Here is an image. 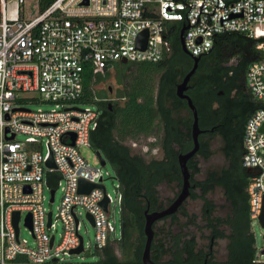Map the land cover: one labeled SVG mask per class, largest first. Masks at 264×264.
I'll return each mask as SVG.
<instances>
[{
  "label": "built area",
  "instance_id": "obj_1",
  "mask_svg": "<svg viewBox=\"0 0 264 264\" xmlns=\"http://www.w3.org/2000/svg\"><path fill=\"white\" fill-rule=\"evenodd\" d=\"M175 22L188 26L184 44L194 56L208 53L215 38L224 33L239 32L256 40L260 57L249 65L246 80L258 107L245 124L242 163L256 171L251 173L248 193L251 222L260 223L264 0H52L37 15L16 19L8 18L7 0H0V264H99V259L86 261L85 256L121 238L122 223L120 236L117 229V206L121 213L123 206L120 182L115 199L104 183V165L93 166L81 152V146L91 147V132L102 110L77 101L83 95L87 67L104 73L123 59L127 63L164 59L171 51L167 34ZM43 103L54 107L31 108ZM18 135L25 139L19 140ZM51 156L56 167L47 165ZM81 180L104 184L105 189L81 192ZM58 189L62 195L55 212L46 203L56 201ZM105 198L107 208L102 205ZM16 212H20L18 232ZM84 214L95 228L94 242H87L81 232ZM29 215L32 228L25 224ZM22 221L34 235L33 245L21 237ZM57 225L62 227L59 236ZM81 244L82 251L73 252Z\"/></svg>",
  "mask_w": 264,
  "mask_h": 264
},
{
  "label": "trees",
  "instance_id": "obj_2",
  "mask_svg": "<svg viewBox=\"0 0 264 264\" xmlns=\"http://www.w3.org/2000/svg\"><path fill=\"white\" fill-rule=\"evenodd\" d=\"M50 1L40 0L41 8ZM181 29L182 22L170 25L167 37L171 51L159 62H117L104 73L86 68L83 95L77 102L96 104L102 110L99 124L91 132V147L113 165L123 194L122 236L99 251V264H143L145 210L166 207L172 199L162 196L160 186L182 181L177 166L178 151L173 150L172 143L180 142L182 136L188 139L193 116L187 101L178 97L175 89L183 77L180 60L187 57L180 41ZM200 56L210 63L197 77L198 89L192 98L201 127L208 130L205 136L209 137L200 139L201 149L190 170L192 198L203 201L202 222L186 208L181 213L185 222L180 221L178 212L157 221L151 256L156 264H200L203 256L197 234L192 231L194 227L202 233L211 232L215 246L219 239L228 240L226 257L214 256L210 264H264L257 260L256 237L251 230L248 186L252 174L242 163L245 124L258 107L248 90L246 73L260 52L256 40L239 32H228L217 36L212 49ZM232 59L236 64L227 66ZM120 67L124 68L118 79L123 85L120 92L123 100L110 110L111 101L104 98L97 85L108 78L111 69ZM161 71L165 72L160 77ZM226 77H233V83L228 84ZM221 89L223 94H219ZM142 134H154L165 140L171 152L169 164L161 159L149 162L143 155L132 152L129 142ZM216 136L221 138L218 151L225 162L203 170L202 161H209L216 153L213 148ZM52 175L59 178L58 173ZM50 184L57 187L55 182ZM219 189L227 203L225 216L216 214L218 205L209 197ZM162 221L165 224L158 226Z\"/></svg>",
  "mask_w": 264,
  "mask_h": 264
},
{
  "label": "rangeland",
  "instance_id": "obj_3",
  "mask_svg": "<svg viewBox=\"0 0 264 264\" xmlns=\"http://www.w3.org/2000/svg\"><path fill=\"white\" fill-rule=\"evenodd\" d=\"M41 9L40 0H27L24 5H21L19 3V0H7V15L9 19H16L20 18L23 15L27 17H33L39 13ZM126 70V69H125ZM124 72V68H113L109 72L108 78L106 80L102 81L97 85V89L102 91V95L104 98L108 101H114L117 100H123L120 95L121 90L123 89V85L119 83L118 79L119 76L122 75ZM223 89H221L222 91ZM249 90V89H248ZM223 94V93H222ZM42 107L44 109H51L54 107V104L50 103H43V104H33L31 105V108H38ZM19 140H24V135H18L17 137ZM151 139L149 136H142L139 137L136 141L139 144V148L145 149V146H150V148H155L151 144ZM130 144V143H129ZM221 146V138L216 137L213 141V148L216 150V153L212 156V158L209 161H202L201 167L203 170L210 166H220L224 164L225 160L221 152L218 151L219 147ZM42 149L46 152L47 147L45 144L42 145ZM81 152L86 157V159L95 167L101 166L100 160L97 156L96 151L90 147L83 145L81 146ZM159 157L158 155H155ZM103 167L104 173H105V185L107 188V191L116 199L118 195L117 191V184L119 183L116 172L113 167V165L108 161V163ZM161 193L163 197L172 198L175 196L177 189L175 182L172 184L169 183H163L161 186ZM47 195L49 196V192L47 191ZM62 192L60 189L56 192V201L53 204L46 203L47 207L50 209H53L55 212L57 210V205L59 204L60 198H61ZM211 199L215 201V203L218 205V208L216 210V214L225 216L227 214L228 209L226 208L227 203L225 201V198L223 197L222 191L219 189L217 192H214L209 195ZM224 205V206H223ZM203 201L201 199H189V201L186 204V209L189 210L191 213H195L198 215V220L201 223L202 222V211H203ZM121 212H120V205L117 206V229H118V235H121ZM180 221L185 222L186 219L182 217V215H179ZM84 224L81 229V232L84 234L85 239L87 242L95 241V228L93 227L92 223L87 219L86 215L84 214ZM165 222H159L158 226L164 225ZM21 227V237L28 240V243L30 245L34 244V238L29 229L25 226L24 221L20 223ZM57 234L59 236V233L62 231L61 225H57ZM251 230L254 232L256 237V246H257V252H259L262 248H264V227L261 226V224L254 220L252 222V228ZM193 233L197 234L198 242L204 243L206 240L205 238H202L203 235H207V231L205 230L204 233L200 231H196V228L192 227ZM227 239H219L218 244L216 247L217 257L219 259H224L227 254ZM200 245V244H199ZM200 246H198L199 248ZM85 256V255H84ZM259 262H264V255H258ZM99 251H95L92 254L86 255L85 260L86 261H93L96 259H99ZM79 261L82 259L79 258Z\"/></svg>",
  "mask_w": 264,
  "mask_h": 264
},
{
  "label": "water",
  "instance_id": "obj_4",
  "mask_svg": "<svg viewBox=\"0 0 264 264\" xmlns=\"http://www.w3.org/2000/svg\"><path fill=\"white\" fill-rule=\"evenodd\" d=\"M187 27H188L187 25H184L182 27V29L180 31V41H181V45H182L183 50L187 54L194 57V59L196 60V65L186 74L183 81L177 85L176 93H177L178 97L187 100L188 105L193 112L194 121H193V126H192V136H193V140H194V147L189 152L181 153L179 155V164H180L183 180H182V188H181V191L178 194V196L173 200V202L170 205H168L167 207H165L162 210H156V211L149 212V209H147L145 211L144 233H145L146 240H145V245H144V249H143V253H142L143 264H156V262L152 259V256H151L152 243H153V240L155 237L154 223L157 220H160L162 218H165L167 216L175 214L191 194V172H190V169L188 167V161L200 149L199 135L203 131H205V130L201 129V127H200L198 108H197L196 104L194 103L193 98L186 92L188 90V87H189L188 83L191 80L192 75L195 73V71L197 69V62L199 59V56L192 55L184 44V33H185ZM147 35H148V32L145 31L141 34V38L145 41V38L147 37ZM122 62L127 63V60L123 59ZM7 131H8V129H7ZM14 137H15V135H12L9 137V139H13ZM75 138H76V135L73 134L72 144H75ZM96 153H97V156L100 160V163L102 165H106L108 163V161L103 156V154L100 151H97ZM47 165L49 167H56V165L54 163V159L52 156L47 161ZM247 171L249 173H252V172L255 173L256 172L253 168H247ZM96 187H101V188L105 189L104 184L91 183V182H88L86 180L80 181V191L81 192H90L91 190H93ZM54 199H55V190L53 189V190H51V201L53 202ZM108 202H109L108 198H105L102 201V205L105 208H107ZM88 217L90 219H92L90 214H88ZM48 219H49L48 220V226H50L51 220H52V212H49V218ZM19 220H20V212H16L15 217H14V224L16 226L17 232L19 231V228H18ZM259 220H260L261 226L264 227V208H263V213L260 216ZM25 224L28 225L30 228H32V219H31L30 215L26 218ZM53 240H54V237H52L51 243L53 242ZM82 248L83 247L81 244V246L79 248L73 250V252L79 253L82 251ZM258 255H264V248H262L258 252Z\"/></svg>",
  "mask_w": 264,
  "mask_h": 264
},
{
  "label": "flooded vegetation",
  "instance_id": "obj_5",
  "mask_svg": "<svg viewBox=\"0 0 264 264\" xmlns=\"http://www.w3.org/2000/svg\"><path fill=\"white\" fill-rule=\"evenodd\" d=\"M184 58L182 60H180V63H181L180 64L181 65L180 71L182 72L183 77H182V79L179 82H177V84L175 85V89H177V85L180 82L183 81V79L186 76V74L196 65V60L194 59L193 56L187 54V57H184ZM208 58L210 59V57H208ZM208 63H210V61H206L205 58H202L201 56H199V59H198V62H197V69H196L195 73L192 75L191 80L188 83V86H189L188 87V90L186 91L191 97H192V94L198 89V84H197V80L196 79L203 72V70L206 68V66H208ZM235 64H236L235 63V59H232V60H230L229 62L226 63L227 66H233ZM164 72L165 71L159 72V76L160 77L163 76ZM233 79H234L233 77H231V78L230 77H226L224 80L226 82H228V84H231V83H233ZM159 81H160V78H159ZM222 93H224V91H220L219 94H222ZM184 100H186V99H184ZM120 102H121V100H117L115 102L116 104L114 106H113V103H114L113 101L109 102V103H111V104H108L109 109L110 110H113L114 107H116ZM189 109H190V107H189ZM190 111L192 112L191 109H190ZM192 116H193V112H192ZM193 121H194V116H193V119H192V126H193ZM199 123H200V120H199ZM200 127H201V124H200ZM201 129H203L205 131H203L199 135V141L202 138L209 137V136H205V135H207L208 130L205 129V128H202V127H201ZM210 131H212L211 133H213L215 131V129L212 128ZM142 136L143 137L144 136H149L150 138H152L151 139V141H152L151 144L153 145V147L155 146V148L153 149V148H150V146H145V149L143 150V149L139 148V144L136 142V141H138L137 140L138 138H135V139H132L129 142L130 143V146L132 148V152L133 153H136V154L143 155L146 159H148L149 162L152 161V160L161 159L164 162H166V163L169 164L170 163L169 155L171 154V152L168 150V146L165 143V140L163 138L158 137L157 135H154V134H149V135L142 134L140 137H142ZM216 137H218V136H216ZM183 138L184 137L182 136V139H180V142H178V143H172V147L174 148L173 150L178 151V154H177V164L178 165L177 166L179 167L180 173H181V168H180V164H179V155L181 153H187V152H189L194 147V140H193V136H192V128H191V135L188 136V139L187 140H184ZM215 138H213V141L215 140ZM186 141H188V142H186ZM200 149H201V143H200ZM200 149L198 150V152H196V154L193 157H191L189 159V161H188V167H189V169H190V164H192L195 161V159L198 158ZM155 155H158L159 157H157ZM190 172H191V170H190ZM181 175H182V173H181ZM182 180H183V178H182ZM165 183L167 184V182H165ZM175 185H176L177 192H176L175 196L171 198L172 201L170 203H168L166 205V207L168 205H170L173 202V200L180 193L181 188H182V181H179V180L176 181ZM192 193H193V183H192V180H191V194L186 199V201L184 202V204L177 211L179 213V215L182 213L183 209L186 208V204L189 201V199H193L192 198ZM147 209H149V208H147ZM151 211H156V210H150L149 209V212H151ZM188 212L191 215L194 214V213H191L189 210H188ZM163 219L164 218H162L160 220H157V221H161ZM202 238H205L206 241L204 243H199L198 242V246H200L199 247L200 252H202V256H203V261L200 264H210V260L214 256H217V252H216L217 250L215 248V242H216L215 240L216 239H215V236L211 234V232L210 233H207V235H203ZM197 241H198V237H197Z\"/></svg>",
  "mask_w": 264,
  "mask_h": 264
}]
</instances>
